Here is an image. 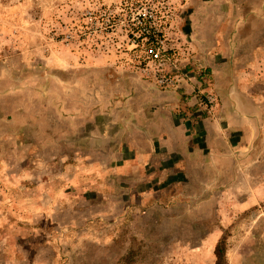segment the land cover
Listing matches in <instances>:
<instances>
[{"label":"rangeland","instance_id":"obj_1","mask_svg":"<svg viewBox=\"0 0 264 264\" xmlns=\"http://www.w3.org/2000/svg\"><path fill=\"white\" fill-rule=\"evenodd\" d=\"M165 1L193 50L183 70L215 73L228 101L237 85L264 93V0ZM125 2L0 0V264H214L222 238L227 264H264V192L245 210L247 191L155 204L135 191L144 178L120 175L144 80L124 61ZM263 136L219 180L263 184Z\"/></svg>","mask_w":264,"mask_h":264},{"label":"crops","instance_id":"obj_2","mask_svg":"<svg viewBox=\"0 0 264 264\" xmlns=\"http://www.w3.org/2000/svg\"><path fill=\"white\" fill-rule=\"evenodd\" d=\"M199 67L189 69L187 79L176 91H161L145 80L140 83L132 105L137 118L134 133H126L115 148L129 153L121 158L120 175L144 178L146 184L135 187V191L151 195L155 204L159 201L155 194L163 191H247L248 197L233 204L245 210L259 203L264 183L248 185L244 190L240 182L224 184L219 179L233 174L238 177L240 152L264 135V93L249 94L237 85L228 101L218 90V76H209L212 84ZM209 67L213 73L216 67ZM211 85L218 91L219 104L208 114L202 100L213 92Z\"/></svg>","mask_w":264,"mask_h":264},{"label":"built area","instance_id":"obj_3","mask_svg":"<svg viewBox=\"0 0 264 264\" xmlns=\"http://www.w3.org/2000/svg\"><path fill=\"white\" fill-rule=\"evenodd\" d=\"M123 11L127 13L122 20L126 24L124 61L137 76L156 88L179 90L187 79L184 58H191L193 50L179 29L177 6L165 0H126ZM105 15L106 26L112 28V18ZM202 103L213 111L218 99L209 93Z\"/></svg>","mask_w":264,"mask_h":264},{"label":"trees","instance_id":"obj_4","mask_svg":"<svg viewBox=\"0 0 264 264\" xmlns=\"http://www.w3.org/2000/svg\"><path fill=\"white\" fill-rule=\"evenodd\" d=\"M226 241L225 238L220 239L214 249L215 263L214 264H227L226 259Z\"/></svg>","mask_w":264,"mask_h":264}]
</instances>
